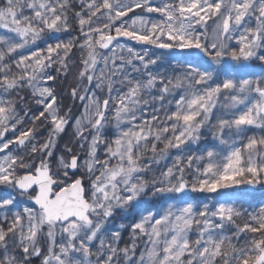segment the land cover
Instances as JSON below:
<instances>
[{"label":"snow or ice","instance_id":"snow-or-ice-1","mask_svg":"<svg viewBox=\"0 0 264 264\" xmlns=\"http://www.w3.org/2000/svg\"><path fill=\"white\" fill-rule=\"evenodd\" d=\"M0 264H264V0H0Z\"/></svg>","mask_w":264,"mask_h":264},{"label":"rangeland","instance_id":"rangeland-1","mask_svg":"<svg viewBox=\"0 0 264 264\" xmlns=\"http://www.w3.org/2000/svg\"><path fill=\"white\" fill-rule=\"evenodd\" d=\"M69 131V134L71 133V129L68 130ZM65 139H67V137H65Z\"/></svg>","mask_w":264,"mask_h":264}]
</instances>
